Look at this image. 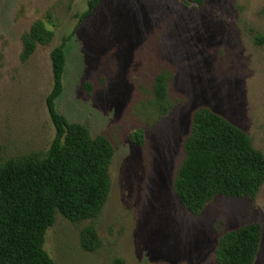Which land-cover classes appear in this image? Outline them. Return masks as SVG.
Masks as SVG:
<instances>
[{
	"label": "rangeland",
	"instance_id": "374dc122",
	"mask_svg": "<svg viewBox=\"0 0 264 264\" xmlns=\"http://www.w3.org/2000/svg\"><path fill=\"white\" fill-rule=\"evenodd\" d=\"M0 0V158L47 152L56 129L47 106L52 51L70 36L58 110L115 146L112 187L97 219L102 246L88 251L60 213L45 248L59 264H218L219 238L260 222L255 264H264V184L255 198L217 196L197 216L173 183L193 112L207 106L245 130L264 153V0ZM37 20L54 31L22 61ZM169 70L174 108H153L156 75ZM90 82L92 89L87 88ZM144 130V144L131 134Z\"/></svg>",
	"mask_w": 264,
	"mask_h": 264
},
{
	"label": "trees",
	"instance_id": "16d2710c",
	"mask_svg": "<svg viewBox=\"0 0 264 264\" xmlns=\"http://www.w3.org/2000/svg\"><path fill=\"white\" fill-rule=\"evenodd\" d=\"M178 1L202 6L205 0ZM99 3L89 0L84 16L92 14ZM54 36L46 22L37 20L23 35L22 61H28L39 44H50ZM69 40L65 36L51 54L54 83L47 106L56 134L49 150L0 158V264H59L45 248L47 232L59 213L75 224L91 221L81 231V244L88 251L102 246L97 219L110 197V167L116 149L106 135L93 136L85 124L70 121L58 110ZM172 77L166 69L155 77L151 104L160 116L175 105L170 96ZM86 86L93 88L90 82ZM131 137L144 144V130H136ZM263 184L264 153L254 146L251 136L213 109L198 107L173 183L184 207L197 216L217 196L255 198ZM262 237L260 222L227 231L215 249L217 263L255 264ZM111 264H125V259L116 257Z\"/></svg>",
	"mask_w": 264,
	"mask_h": 264
}]
</instances>
